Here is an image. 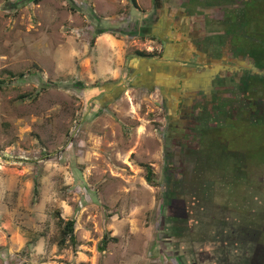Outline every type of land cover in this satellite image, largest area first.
Returning <instances> with one entry per match:
<instances>
[{"label": "rangeland", "instance_id": "rangeland-1", "mask_svg": "<svg viewBox=\"0 0 264 264\" xmlns=\"http://www.w3.org/2000/svg\"><path fill=\"white\" fill-rule=\"evenodd\" d=\"M135 1L142 13L127 0H0V264H237L244 257L227 245L222 219L206 224V217L231 215L232 223L234 217L242 219L244 211L237 204L264 201V174L257 175L259 189L247 185L242 190L240 184L238 190L235 174L219 184L187 166L183 181L169 184L173 201L168 209L163 205L167 184L144 180L139 163L151 167L156 181L162 175L166 114L158 84L174 78L161 81L165 72L150 63L161 60L140 63L133 52L162 51V46L148 36L120 33L112 35L120 41L113 48L109 37L100 35L88 45L94 26L90 16L118 32L139 30L154 2ZM215 1L221 3L218 8ZM210 3L214 9L199 7ZM251 3L186 0L185 8L208 13L214 29L218 17L230 23L248 12L245 6ZM163 4L167 2L162 0L160 8ZM239 22L235 27H244ZM167 24L162 20L154 27L155 36L168 44H186L180 29L170 32ZM242 32L232 42L262 40L264 16ZM172 44L163 48L165 55L170 56L169 48L178 49ZM180 52L178 58H186ZM149 78L155 79L153 87H146ZM258 96L262 100L256 105H264V89ZM244 120L241 116L243 125L228 121V129L217 132L229 144L224 174L232 164L241 169L244 155L258 158L248 165L261 161L258 167L264 172V120L257 119V129ZM217 164L212 168L216 173ZM183 199L186 205L180 208ZM261 207L264 217V202ZM57 217L74 220V249L57 247ZM104 233L115 240L99 252L96 245ZM211 238L225 241L226 256L209 252Z\"/></svg>", "mask_w": 264, "mask_h": 264}, {"label": "flooded vegetation", "instance_id": "flooded-vegetation-1", "mask_svg": "<svg viewBox=\"0 0 264 264\" xmlns=\"http://www.w3.org/2000/svg\"><path fill=\"white\" fill-rule=\"evenodd\" d=\"M174 20L175 25L181 31V23L184 21L183 16H174ZM186 27H192V25L186 24ZM195 31V28L187 31L189 38L186 39L191 45L190 47L193 48V52H196L195 56H192L194 55L193 52L190 53L189 59L183 64L182 70L183 72L186 71L183 79H173L174 84L179 85H177L175 96L173 95L172 103L174 105L172 106H175V108L171 110L170 115H172V118L168 119L163 127V130H165L163 132L169 137V143L164 147L165 143L162 142V155H164L165 148L170 159L167 160L169 162L167 166L163 167L162 172L165 169L172 175H178L177 180L182 182L185 177V170L189 166L192 172L194 171L200 176H204V173L210 174L214 177V182L219 184L223 183L226 178L229 180L231 175L235 174L234 177L237 175L240 177L239 180L243 190L244 186L246 188L248 181L250 182L253 178L257 183H260L257 181L259 180L257 175L261 177L264 174L263 170H260L262 162L256 160L253 164L248 165L249 160L258 158H246L244 155L241 158L243 161V163L241 162L242 170L237 167L239 170L236 169L235 171L234 164L230 170L231 175L224 174L222 170L228 168L225 169L226 166H224L221 169L217 161L225 158L223 155L226 156L229 152L226 151L229 144L224 136L217 135V132L227 130L228 121L238 120L242 124L241 116H245L244 121L250 127H253L251 126L253 124L256 125L258 118L261 121L263 120L264 105H261L262 107L256 105L257 101L262 100L258 96V94H262L261 85L258 84L255 92H249L243 86L246 87L250 81L264 76V64L257 69L252 59L247 57L243 51H237V44L231 47L230 42H225L224 38L215 40L209 36H199ZM216 35L218 36V34ZM243 46L245 47L244 42L240 47L243 48ZM224 64L230 65L234 69L226 71L215 67ZM227 74L230 75L226 79ZM255 129H257V126ZM253 146L257 148L256 141ZM250 148L251 146L248 149ZM235 154L239 156L238 151H235ZM214 164L218 165L217 173L212 169ZM259 164L260 167H258ZM248 178L250 179L247 180ZM237 187L240 188V185ZM179 189L184 196L182 184ZM232 190L236 195L237 188H232ZM232 190H227L229 196ZM198 198H201L202 201L204 199L199 196ZM172 201L173 196L164 200L165 209L170 207ZM198 201L196 205L199 204ZM263 202L255 199L247 201L246 204L242 202L237 204L244 211V216L242 219L234 217L236 223L231 222V215H224L221 218L211 215L206 217V224L220 222V219L224 222L225 232L228 236V239H226L227 245L230 249H234L239 257L242 254L244 255L239 259L240 263L237 262V264H264V217H262L261 207ZM178 203L180 208L186 205L185 199ZM218 207L220 206L218 205ZM250 207L254 209H250ZM251 213L253 216L250 215ZM257 213L261 216H256ZM201 224L205 223L202 222ZM236 224L239 229L235 231ZM203 241H198V244L202 245ZM207 242V245L211 247L209 252L214 251L219 254L223 252L225 256L227 255V250L224 251L227 248L225 241L218 242L216 238H211ZM220 245L223 247H219ZM208 246L205 247L208 248Z\"/></svg>", "mask_w": 264, "mask_h": 264}, {"label": "trees", "instance_id": "trees-1", "mask_svg": "<svg viewBox=\"0 0 264 264\" xmlns=\"http://www.w3.org/2000/svg\"><path fill=\"white\" fill-rule=\"evenodd\" d=\"M24 1H31L33 3H37L39 0H24ZM155 1L159 2V0H153V2H154L153 7L156 9L152 8L153 10L150 11V13L148 14V17L144 19V21L146 23L145 24L142 23L143 26H141L139 30L136 28H133V27H135L133 24L132 30L127 31V32H124L123 30H121V31L119 30L120 32H118L117 30H115L113 25H106V23H101L99 18L95 20V17L90 16V18L94 21V26L92 28H90V31H89L90 35H89L88 45L92 46L94 38H96L101 33H109L110 35L120 33L121 35L122 34L126 35V37L138 36L141 39L143 37L148 36L150 40L157 41L158 45L162 46V51H161V49H159V51H158L157 48H153L150 51L135 50L133 52V54H135L138 57L146 58V59H150L151 57H155L159 61H160V59H162L163 62L162 61H160V62L151 61L150 63L153 64L152 67L155 71L165 72L166 75L164 77H163V74L160 76L161 81H164L165 77H169V79H170L171 75L174 74V72L176 75H178V73H176V69H177V71L178 70L182 71L181 68L178 67L179 52L181 51L180 54L182 56H188V53H187V49L183 43H175L174 42L173 44L172 43L168 44V43H165L164 40L160 39V36H155L153 28L160 25V22L162 20H166V21H168V25H169V27H167V30L170 32H176L178 29H177V27H175L176 26L175 22H173V20H172V19H174V17H172V18L169 17L168 10L174 11V14L177 15L178 12L182 11V9L187 10V8H185V1L186 0H164L165 3L166 2L169 3L168 8L163 7L164 4L162 5V8H160L162 0H160V2H159L160 4H158V5L156 4ZM227 1L228 0H223V3L227 2ZM230 1H232V0H230ZM253 1H254V3H251L248 6H245V7H247L248 12H246V13L244 12V14L241 17H238V19H234L232 21V23H231L232 27L236 26L234 24L237 22V20L240 21L241 23L243 22L244 25H242V26H244L245 28H248L249 25L259 23V19L264 16V5H263L264 0H253ZM127 2L129 3L131 9H133L139 13L143 12L141 10V8L136 4L135 0H127ZM215 2L218 4H221L220 1H215ZM240 3L241 2H239V4ZM256 5H257V7H255ZM210 6H212L211 3H210V5L204 4V5H200L199 7H201V9L206 10L207 8L210 9ZM252 6H254V8ZM218 7L219 6H217V8ZM159 8H160V12H159ZM163 8H166L167 10L164 9V11H163ZM191 10L194 11V8L190 7V8H188L187 11L191 12ZM162 12H164V13L162 14ZM203 13L208 14L206 12H203ZM164 15H166V16L163 17ZM199 23H200V21H199ZM137 30L139 31V33ZM209 30H212V29L209 28ZM213 30H215L216 32L218 31L217 33L221 34V31L216 30L215 27ZM249 42L250 43L248 45L246 44L245 47L243 46V48L240 47V45H242L241 42L236 43L237 44V51H243V53H245V55L247 57H249L250 59H252L255 62V66L258 69V67L260 65L264 64V32H263L262 40H256V41L254 40L253 41V39H250ZM170 44H172L173 49L178 48L177 50H179V51L176 50V52H174V51H171V48H169L170 56L165 55L163 52V48L166 45H168V47H169ZM9 74H10V76H18V77L22 76V73H15V74L9 73ZM175 74L173 76H175ZM171 82L170 83L162 82L159 85L162 96L164 98V102H165L164 105H165V114H166L165 120L166 121L168 119L172 118V115H170L172 113L171 110H172V108H175V106H172V105H174V103H172V100L175 96V92L177 91V84H174V82L173 83H171ZM1 83H2V81L0 80V84ZM258 84H260L262 89H264V76L259 77L257 79H254L253 81H250V83L249 84L247 83L246 87L243 86V88H246L247 91H249V92H255L256 87H258ZM149 87H150V85H149ZM224 103H226V101H224ZM222 119H223V117H222ZM263 120H264V118H263ZM222 125L224 126V123ZM251 126H253V127H250V128L256 127V125H254V124ZM163 131H165V130H163ZM166 137H167L166 133L163 132L162 139H163V142L165 143L164 147H166L167 144L169 143V137H167L168 139ZM164 151H165L164 155H163L164 164H165L164 166H167V164L169 162L167 160H169L170 157L168 154H166L165 148H164ZM231 163H232V161H231ZM242 163H243V161H242ZM233 165L234 164H232L231 166L233 167ZM139 166H141L144 170V180L147 183L160 185L163 182L164 184H167V187H166L167 191L163 193L164 200L166 198L172 196V190H170L169 184L171 182H173L174 180L178 179L179 178L178 175H172V174L168 173L167 170L165 171V169H164L162 172V175L160 176L159 181L158 180L156 181L153 178V173H152L151 167L148 164L139 163ZM224 166H226V164L224 163V160H223V162L221 161L219 163V167L221 169H223ZM237 167H239V165H235V168H234L235 171H236V169L239 170ZM173 168H174V166H173ZM226 168H228V167L226 166ZM227 172H226L227 174L230 173V171H227ZM230 179H231V177H230ZM253 179H251L250 182L248 181L247 185L253 186V187L259 189V184L256 182L255 179H254L255 181ZM239 185H240V182H239L238 186ZM238 190H239V188H238ZM158 224H162L161 221ZM57 225H58V239L56 241L57 247L58 248H66L67 246H70L72 249H74V247L76 245V240H75V236L73 233L74 220L73 219H65L64 220L60 217H57ZM114 240H115V238L110 237L107 233H104L96 245L97 251L102 252L105 248V245L108 242L114 241Z\"/></svg>", "mask_w": 264, "mask_h": 264}, {"label": "crops", "instance_id": "crops-1", "mask_svg": "<svg viewBox=\"0 0 264 264\" xmlns=\"http://www.w3.org/2000/svg\"><path fill=\"white\" fill-rule=\"evenodd\" d=\"M186 2V1H185ZM168 4L169 3H167L166 4V6H163V7H166V8H168ZM216 6H220V4H218V3H214ZM225 3H223V5H224ZM166 8H164V9H166ZM192 8V7H191ZM211 9H214L215 7H210ZM217 8V7H216ZM221 9H223L222 7H221ZM220 9V10H221ZM167 10V9H166ZM187 10H188V8H187ZM187 10H185V9H182V11H180V12H178V14L177 15H175L174 14V11H171V10H168V15H169V17H177V16H183V19H184V23H181V28H182V30H181V33H182V38H183V40L186 42V44H184V46L186 47V49L188 50L187 51V53H188V56H184V57H186V58H180L179 59V61H181V64H179V67L180 68H182V65L185 63V62H187V60L189 59V54L190 53H192L193 52V48L192 47H190L191 45L189 44V42L186 40V39H188L189 37H188V34H187V31H189V30H192L193 28H195L196 29V34L197 35H199V36H209V37H211V38H213V39H215V40H217V39H223L224 38V40H225V42L226 41H228V42H230V44H231V47H233V45H235L236 43H234V42H232V37H234V36H237L236 35V32H242L244 29H245V27H235V26H231L230 24L232 23V22H228V23H226V24H224V19H223V17H222V15L218 18V20H219V26L218 27H215V29L216 30H219V31H221V34L220 33H217L215 30H209V28H211V26H212V24H213V21H212V17L211 16H209L208 14H205V13H201V12H199L198 11V13H196L195 11V13H193V11L191 10V12L190 11H187ZM199 21H200V23H199ZM186 24H191L192 25V27H186ZM216 25V24H215ZM167 26L169 27V25L167 24ZM194 26V27H193ZM175 27H177V26H175ZM178 29V28H177ZM178 31V30H177ZM243 33V32H242ZM104 34V35H103ZM216 34H218V36L216 35ZM100 36L102 37V38H107L106 36H108L109 37V40H107V43H108V47H111V48H113L114 46H116L117 44H119V42L120 41H118V40H116V39H114V38H112V35H110L109 33H101L100 34ZM109 41V42H108ZM195 53L196 52H193V54L194 55H192V56H195ZM119 54H120V51L118 50L117 51V56L119 57ZM135 59H139L138 60V62H140V63H142L140 60H143V62H145V61H149V60H154V59H156L155 57H151L150 59H146V58H141V57H138L137 56V58H135ZM157 60V59H156ZM161 61H162V59H160ZM155 61V60H154ZM183 61V62H182ZM163 62V61H162ZM217 69L218 68H220V69H222V70H226V71H231L232 69H234V67H232V66H230V65H216L215 66ZM225 67H232V68H230V70H227V69H225ZM215 68V69H216ZM183 69V68H182ZM176 73H178V75H176L175 74V72H174V74H175V76H173L174 74H172L171 75V77L170 78H175V79H177V80H179V79H183V77H184V75H185V73H186V71L185 72H183V70L182 71H177V69H176ZM229 75L230 74H227L226 76H225V78L227 79L228 77H229ZM174 79V80H175ZM148 80V79H147ZM153 78H149V82H147V84H146V87L148 86L149 87V85H150V87H153ZM174 80H172V81H174ZM158 85H160V84H158ZM157 85V86H158ZM177 85H179V84H177Z\"/></svg>", "mask_w": 264, "mask_h": 264}, {"label": "water", "instance_id": "water-1", "mask_svg": "<svg viewBox=\"0 0 264 264\" xmlns=\"http://www.w3.org/2000/svg\"><path fill=\"white\" fill-rule=\"evenodd\" d=\"M230 68H232V67H225V69H227V70H230Z\"/></svg>", "mask_w": 264, "mask_h": 264}]
</instances>
